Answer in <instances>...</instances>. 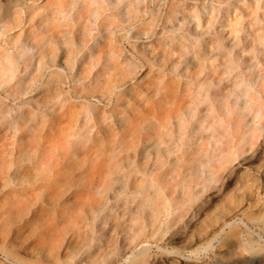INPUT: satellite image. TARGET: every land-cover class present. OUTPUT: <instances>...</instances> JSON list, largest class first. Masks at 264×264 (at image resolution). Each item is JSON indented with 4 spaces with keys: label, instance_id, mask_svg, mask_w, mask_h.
Wrapping results in <instances>:
<instances>
[{
    "label": "rangeland",
    "instance_id": "obj_1",
    "mask_svg": "<svg viewBox=\"0 0 264 264\" xmlns=\"http://www.w3.org/2000/svg\"><path fill=\"white\" fill-rule=\"evenodd\" d=\"M264 252V0H0V264Z\"/></svg>",
    "mask_w": 264,
    "mask_h": 264
},
{
    "label": "bare ground",
    "instance_id": "obj_2",
    "mask_svg": "<svg viewBox=\"0 0 264 264\" xmlns=\"http://www.w3.org/2000/svg\"><path fill=\"white\" fill-rule=\"evenodd\" d=\"M232 264H264V252L246 251L242 257L236 259Z\"/></svg>",
    "mask_w": 264,
    "mask_h": 264
}]
</instances>
